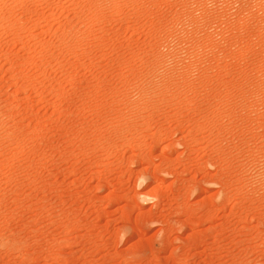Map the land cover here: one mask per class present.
<instances>
[{
	"label": "rangeland",
	"instance_id": "374dc122",
	"mask_svg": "<svg viewBox=\"0 0 264 264\" xmlns=\"http://www.w3.org/2000/svg\"><path fill=\"white\" fill-rule=\"evenodd\" d=\"M0 264H264V0H0Z\"/></svg>",
	"mask_w": 264,
	"mask_h": 264
}]
</instances>
